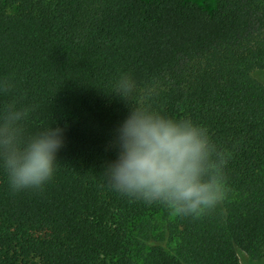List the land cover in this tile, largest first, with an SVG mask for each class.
I'll return each instance as SVG.
<instances>
[{
	"label": "trees",
	"instance_id": "obj_1",
	"mask_svg": "<svg viewBox=\"0 0 264 264\" xmlns=\"http://www.w3.org/2000/svg\"><path fill=\"white\" fill-rule=\"evenodd\" d=\"M0 0V114L28 108L25 138L63 129L53 178L14 192L0 164V264H240L264 255V0ZM122 74L130 102L111 93ZM7 81L9 91H3ZM150 92V95L148 94ZM134 105L206 130L223 161L221 211L173 214L104 177ZM176 247L130 248L149 217ZM140 229L139 237H131ZM145 233V234H144ZM144 234V235H143Z\"/></svg>",
	"mask_w": 264,
	"mask_h": 264
},
{
	"label": "clouds",
	"instance_id": "obj_2",
	"mask_svg": "<svg viewBox=\"0 0 264 264\" xmlns=\"http://www.w3.org/2000/svg\"><path fill=\"white\" fill-rule=\"evenodd\" d=\"M136 87L130 75L122 74L111 93L130 102ZM9 90L5 81L3 91ZM132 105L116 129L117 158L104 173L109 184L124 195L162 203L173 214L198 215L214 208L224 192L223 161L213 160L215 149L206 130ZM28 113L13 102L0 114V164L14 192L41 189L49 182L64 143L63 129L52 126L25 138Z\"/></svg>",
	"mask_w": 264,
	"mask_h": 264
},
{
	"label": "rangeland",
	"instance_id": "obj_3",
	"mask_svg": "<svg viewBox=\"0 0 264 264\" xmlns=\"http://www.w3.org/2000/svg\"><path fill=\"white\" fill-rule=\"evenodd\" d=\"M149 1V0H145ZM185 2H190L197 4L200 7H203L209 12H212L216 8L215 0H184ZM252 77L261 85H264V70H255L252 73ZM218 209L221 211V200L216 205ZM174 215H171L169 219L164 218L163 213H159L154 215L153 217L147 218L150 221V226L147 228L148 238H141L140 243H136L134 240L132 241L133 247L130 250L133 252L130 256L135 258L136 249L143 250L144 252H148L154 246H160L167 252H171L176 247V240L173 239L169 233L168 224L169 222L174 221ZM140 229H135L132 232L131 237H139ZM145 234V233H144ZM143 234V235H144ZM238 256L240 260V264H264V255L254 260L250 256L245 253L238 251Z\"/></svg>",
	"mask_w": 264,
	"mask_h": 264
}]
</instances>
